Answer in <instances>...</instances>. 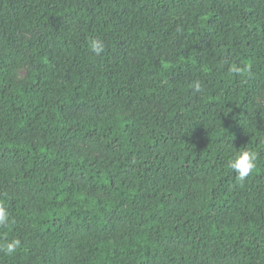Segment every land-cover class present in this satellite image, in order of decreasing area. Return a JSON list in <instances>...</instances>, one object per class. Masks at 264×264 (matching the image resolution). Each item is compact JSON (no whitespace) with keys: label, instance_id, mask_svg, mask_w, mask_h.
<instances>
[{"label":"trees","instance_id":"16d2710c","mask_svg":"<svg viewBox=\"0 0 264 264\" xmlns=\"http://www.w3.org/2000/svg\"><path fill=\"white\" fill-rule=\"evenodd\" d=\"M263 96L264 0H0V264H264Z\"/></svg>","mask_w":264,"mask_h":264},{"label":"clouds","instance_id":"9594fccd","mask_svg":"<svg viewBox=\"0 0 264 264\" xmlns=\"http://www.w3.org/2000/svg\"><path fill=\"white\" fill-rule=\"evenodd\" d=\"M90 50L96 55L100 56L105 51V44L99 38H93L89 41ZM245 69L239 65L232 64L230 72L241 74ZM195 87L200 90V82H196ZM227 167L234 171L239 180H244L257 167V153L250 148L241 147L232 155L227 161ZM9 223V213L2 203H0V228L6 227ZM21 240L16 238L6 242L3 245V250L6 254H13L21 247Z\"/></svg>","mask_w":264,"mask_h":264},{"label":"rangeland","instance_id":"374dc122","mask_svg":"<svg viewBox=\"0 0 264 264\" xmlns=\"http://www.w3.org/2000/svg\"><path fill=\"white\" fill-rule=\"evenodd\" d=\"M21 76H22L23 78H25V77H26V72H21ZM259 105H260L261 107H264V96L259 100Z\"/></svg>","mask_w":264,"mask_h":264}]
</instances>
